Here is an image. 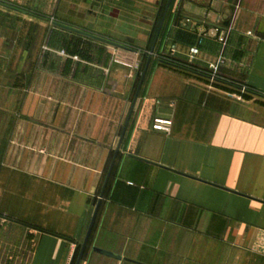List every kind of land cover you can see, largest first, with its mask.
Instances as JSON below:
<instances>
[{"label": "crops", "instance_id": "1", "mask_svg": "<svg viewBox=\"0 0 264 264\" xmlns=\"http://www.w3.org/2000/svg\"><path fill=\"white\" fill-rule=\"evenodd\" d=\"M165 4L0 0V60L17 56L27 91L22 56L34 54L37 80L34 98H0V264H72L99 201L80 264H264V0L172 1L101 200L141 51L92 40L84 71L22 43L29 24L73 23L82 10L87 32L149 42ZM41 55L53 59L44 69Z\"/></svg>", "mask_w": 264, "mask_h": 264}, {"label": "rangeland", "instance_id": "2", "mask_svg": "<svg viewBox=\"0 0 264 264\" xmlns=\"http://www.w3.org/2000/svg\"><path fill=\"white\" fill-rule=\"evenodd\" d=\"M77 18V20L73 23H68L67 25H71L73 27H76L78 29L87 31V26L90 27V24H87V10H82L81 12L77 13V16H75ZM52 23L46 24V25H36V24H29L28 27V37L27 39L25 38L23 40L22 38V43L25 42L28 46H29V50H31V52L33 53L35 51V48H38L40 50H46L49 47H55L56 49H58L57 51H59V53L62 56H71L72 58H74V60H76L77 62H79L78 67L76 68L77 70H84L85 71V67H87V57L89 55V53H91L93 50V45H90L89 42L87 41L85 38L83 39V37H73L72 35H65V34H58L55 32V30H50L49 27H51ZM157 25L155 26V30L157 28ZM108 26V24H107ZM52 29V28H51ZM158 30V29H157ZM107 31H104V33H106ZM157 33V32H156ZM156 36V35H155ZM154 37V36H153ZM16 42L19 41L18 39H16ZM111 40V39H109ZM111 41H115L118 43H128L129 45H133V47H135L136 49L139 50V53L141 51V57H142V53L146 52L147 49H149V47L151 46V43L153 41V38L149 40V42L145 39V40H135V39H112ZM148 42V46L146 50H143L142 48H144L146 46V43ZM163 42V41H162ZM15 44V43H14ZM13 44V45H14ZM162 44V43H161ZM124 45V44H123ZM175 53L176 51V47L173 45L171 52ZM17 59V56H12L11 60H0V98H24L25 94H27L29 96V98H34L35 95L31 93V91H35L36 89V81L34 79L33 76V71L34 69H30L32 64H36V56L34 54H28V59H27V63L23 62V59H25V57L23 58L22 56V63L21 66L22 68L24 67V65H28V89L27 91H20L19 88V81L18 80V75L16 73L19 72L18 68H19V61ZM53 60L51 59L50 56L48 55H41L38 59L39 63L38 66L42 69L45 68V63ZM5 62V64H4ZM26 63V64H24ZM86 64V65H85ZM140 67H142V61L140 63ZM4 66L9 67L8 69L5 68L4 70ZM11 67V70H10ZM34 68V65L33 67ZM82 68V69H80ZM64 73H68L69 68L68 66L64 67ZM10 71V72H9ZM77 71H74L73 75H76ZM11 73V74H10ZM35 73V72H34ZM142 74V73H141ZM11 75L12 80L10 82L9 80V76ZM78 79L81 81H86L87 83V71L86 73H82V71H78V75H77ZM8 80L9 84L12 83V85L9 86H4L2 85V83H5V81ZM16 82V83H15ZM23 82V80H22ZM79 82V81H78ZM139 82V81H138ZM31 84H34L31 86ZM36 85V86H35ZM87 85V84H86ZM17 86V87H16ZM17 88V89H16ZM25 89V88H24ZM136 91V90H135ZM135 95V92H134ZM133 95V96H134ZM84 98H87V95L85 96L84 94Z\"/></svg>", "mask_w": 264, "mask_h": 264}, {"label": "water", "instance_id": "3", "mask_svg": "<svg viewBox=\"0 0 264 264\" xmlns=\"http://www.w3.org/2000/svg\"><path fill=\"white\" fill-rule=\"evenodd\" d=\"M172 1L173 0H168L167 1V4L165 6L164 14H163V17H162L161 22L159 24V27H158L156 36L154 38V42H153V45L151 47V50L149 51V56H148L147 62H146L145 66H144V69L142 71V74H141V77H140V80H139V84H138L137 90H136L135 95H134V98H133L132 106H131L130 112L128 114L127 120L125 122L123 131H122V134H121L119 143H118V147L116 149V152L114 154V158L112 160V163L110 165L108 174H107L106 179H105V182L103 184L102 192H101V195H100V200L104 196V193H105V190L107 188L109 179L111 177V173H112L113 167L115 165L117 156L119 154L121 145L123 143V140H124V137H125V134H126V131H127V128H128V125H129V122H130V119H131V116H132V113H133V110H134V107H135V104H136V101H137V99L139 97V94H140L141 88L143 86L144 80L146 78V75H147V72H148L150 63H151V61L153 59V56H154V53H155V49H156V46H157V43L159 41V37H160V34H161V30H162V27L164 25V21H165L166 15H167V13H168V11L170 9V6H171ZM52 24L56 28H59V29L68 31L70 33H73V34L82 36V37L87 38V39H90V40H94V41H97V42H100V43H103V44H106V45H109V46H112V47H115V48H119V49H124V50H128V51H133V52L135 51L133 48H130V47H128L126 45H123L121 43H118V42H115V41H111L109 39H106V38L97 36L95 34H92L90 32H87V31L78 29L76 27H73V26H70V25H67V24H63V23H59V22H53ZM137 159H139V158H137ZM100 203H101V201H99L98 204H97V206H96V209H95L93 218L91 220L89 229L87 231L86 237L84 239V242L81 245V250H80V253H79V256H78V259H77L76 264H80L81 261H82L83 255H84L85 250H86L87 245H88V241H89V237H90L91 231H92L93 226H94V223H95V219H96V216H97V213H98V210H99ZM94 250L96 252L101 253V254H104V255H107V256H111V257H115L110 252H107V251H104V250H101V249H97V248H94Z\"/></svg>", "mask_w": 264, "mask_h": 264}, {"label": "trees", "instance_id": "4", "mask_svg": "<svg viewBox=\"0 0 264 264\" xmlns=\"http://www.w3.org/2000/svg\"><path fill=\"white\" fill-rule=\"evenodd\" d=\"M166 2H167V0H166ZM166 5V4H165ZM165 5H164V7H163V10H164V8H165ZM158 25H157V28H156V32H157V29H158V27H159V24H160V22H158L157 23ZM55 32L56 33H58V34H65V35H72L73 37H82V36H79V35H76V34H73V33H70V32H66V31H62V30H57V29H55ZM155 35H156V33H155ZM155 35H154V37H153V41H152V43H151V46L149 47V49H147V51L146 52H143L142 53V67H141V72H140V74H139V80H140V77H141V73H142V71H143V69H144V66H145V64H146V62H147V59H148V56H149V51L151 50V47H152V45H153V42H154V38H155ZM83 39H84V37H83ZM86 40H87V38H85ZM160 40V39H159ZM87 41H90V42H92V40H90V39H88ZM161 41V40H160ZM159 42V41H158ZM153 60V59H152ZM158 61L159 62H161V63H163V64H167V65H172V66H175V67H178V68H182L183 66L182 65H180V64H178V63H176V62H174V61H172V60H168L167 58H165V59H163V58H160V56H159V59H158ZM138 80V81H139ZM250 93H252V94H255L253 91H249ZM80 250H81V247H78L77 248V251H76V253H75V256H74V259H73V262H72V264H76V262H77V259H78V256H79V253H80Z\"/></svg>", "mask_w": 264, "mask_h": 264}, {"label": "built area", "instance_id": "5", "mask_svg": "<svg viewBox=\"0 0 264 264\" xmlns=\"http://www.w3.org/2000/svg\"><path fill=\"white\" fill-rule=\"evenodd\" d=\"M220 41L221 42H225V39L223 37L220 38ZM190 53L192 56L194 55H197L198 54V50L196 48H191L190 50ZM212 68L214 70L213 72V76H212V79L216 80V72H217V69H218V66L217 65H212ZM243 92H245L247 89L246 88H241ZM165 125H169L168 123H163L161 121H157V124L155 126L156 130H160V131H168V128L165 126Z\"/></svg>", "mask_w": 264, "mask_h": 264}]
</instances>
